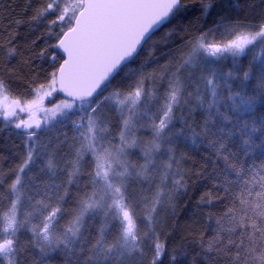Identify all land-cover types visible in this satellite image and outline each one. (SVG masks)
Listing matches in <instances>:
<instances>
[{
	"label": "snow or ice",
	"instance_id": "snow-or-ice-1",
	"mask_svg": "<svg viewBox=\"0 0 264 264\" xmlns=\"http://www.w3.org/2000/svg\"><path fill=\"white\" fill-rule=\"evenodd\" d=\"M0 119V264H264V0H0Z\"/></svg>",
	"mask_w": 264,
	"mask_h": 264
},
{
	"label": "trees",
	"instance_id": "trees-1",
	"mask_svg": "<svg viewBox=\"0 0 264 264\" xmlns=\"http://www.w3.org/2000/svg\"><path fill=\"white\" fill-rule=\"evenodd\" d=\"M192 11L196 12L195 9H193ZM25 30L26 29L23 28V27L20 29L21 32H24ZM42 31H43V29L38 28L36 30V32H35V35L39 36ZM34 38H35V36L31 37V39H34ZM20 42L23 43V39L22 38H21ZM37 43H38V46H42V42L41 41H38ZM37 50H38V48H37ZM157 55H161V53L158 52ZM165 59H166V57L164 59H161L160 63L163 64ZM244 63H247V60H245ZM149 70H151V69H149ZM117 80H119V77H117ZM113 83L115 84L116 81H114ZM160 92H161V94L163 93V88L160 89ZM61 98H62L61 96H56L53 99H49V101L54 100L56 102L57 100H59ZM117 115H118V113H115V112L113 113V116H114L113 123L114 124L116 122L115 117ZM116 131H117V129L114 127L113 128V132H116ZM18 132H19V130L13 128L11 125H9V127L7 129H5L2 119H0V152L6 153L7 152V148L5 147V145H8V147H10L12 141H15V142L19 143V140L17 138V133ZM139 134L141 136L145 137V138H147V136H148V133L146 131H142ZM68 135H69V137L72 136V132H71L70 129L68 130ZM189 155H190V158L187 159L185 161V163H184V167L185 168H191V167H193L194 164L199 162V153H194L193 152V153H190ZM135 156H139V151L138 150H136L134 158H135ZM4 166L7 167L8 166V162H5ZM83 183H84V181L81 180V184H83ZM185 199H181L179 201L178 205H177L176 212L178 213L179 217H184L185 216V211H184ZM70 206H71V204L66 205V207H70Z\"/></svg>",
	"mask_w": 264,
	"mask_h": 264
},
{
	"label": "rangeland",
	"instance_id": "rangeland-1",
	"mask_svg": "<svg viewBox=\"0 0 264 264\" xmlns=\"http://www.w3.org/2000/svg\"><path fill=\"white\" fill-rule=\"evenodd\" d=\"M49 99H53V97H49V98L47 99V101H46V106H47V107H51L53 104H55V103L58 102V100L55 102L54 100L49 101ZM22 115H23V114H22ZM24 118L26 119L27 117L25 116Z\"/></svg>",
	"mask_w": 264,
	"mask_h": 264
}]
</instances>
